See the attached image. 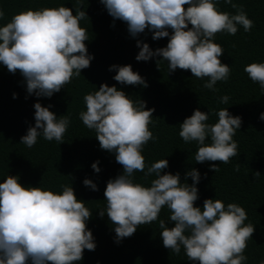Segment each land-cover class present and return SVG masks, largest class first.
Listing matches in <instances>:
<instances>
[{
    "label": "clouds",
    "instance_id": "clouds-1",
    "mask_svg": "<svg viewBox=\"0 0 264 264\" xmlns=\"http://www.w3.org/2000/svg\"><path fill=\"white\" fill-rule=\"evenodd\" d=\"M218 0H100L114 20L126 23L132 37L148 29L153 40L168 38L166 47L153 51L147 43L137 41L140 49L135 59L148 61L159 56L167 61L168 71L177 68L190 70L193 77L207 79L204 88L216 91L218 81H227L230 67L221 63L223 47L214 42L217 33L235 35L238 27L245 32L253 27L242 5L224 0L236 10L235 14L217 8ZM187 5L185 8L184 6ZM4 12L0 10V19ZM87 17L85 11L75 15L71 9H28L13 14L10 22L0 27V64L9 73L17 71L26 81L28 94L51 97L69 84L81 70L90 67L93 59L84 41L87 30L79 21ZM88 18V17H87ZM189 25L191 27L189 28ZM171 29V34L167 29ZM158 62V61H157ZM115 81L124 85L147 87L145 80L130 65H112ZM249 79L260 85L264 93V63L245 65ZM15 98V94H13ZM230 97H220L228 103ZM86 111L79 119L90 130L102 150L115 154L123 174L109 179L104 190L105 212L114 225L116 242L131 237L137 227L157 221L162 208L170 212L174 227L159 220L163 246L179 255L183 248L189 261L198 264H245L244 251L255 228L245 224L247 213L237 203L224 204L219 199H205L203 209L194 206L199 198L200 174L196 169L186 173L193 183L180 182V175L161 174L168 167L166 159L146 166L142 155L144 146L155 140L149 130L154 109L145 110V102H134L115 85L102 83L99 89L83 97ZM35 125L27 129L20 143L33 147L41 134L47 141L63 143L70 123L65 115L57 116L39 102L33 105ZM218 121L206 123L209 114L195 109L181 123L179 136L184 142L195 141L198 149L195 162L228 164L238 153V143L233 139L241 126V118L232 116L226 109L216 112ZM264 120V113L259 117ZM39 130V131H38ZM210 138V143H206ZM98 161L91 167L100 169ZM147 167V171L145 168ZM210 170L218 172L216 163ZM239 170V166H236ZM145 177L155 174L150 186L135 183L134 172ZM256 177L260 173H254ZM83 184L93 191L97 186L89 179ZM59 193L41 187H24L18 177L7 175L0 183V264H74L83 259L85 249L94 251L96 244L86 221L92 212L83 201L77 200L71 186L61 185ZM264 264V261H260Z\"/></svg>",
    "mask_w": 264,
    "mask_h": 264
},
{
    "label": "trees",
    "instance_id": "trees-1",
    "mask_svg": "<svg viewBox=\"0 0 264 264\" xmlns=\"http://www.w3.org/2000/svg\"><path fill=\"white\" fill-rule=\"evenodd\" d=\"M233 3L243 6L253 21V27L245 32L237 25L234 36L221 32L214 37V42L224 49L219 59L231 71L227 81H218L217 90L212 91L203 87L208 78L197 79L190 70L179 68L169 72L167 61L159 56L137 61L135 57L140 50L137 41L147 43L155 51L166 47L168 38L153 40V33L148 29L132 37L126 23L114 20L100 0H0V10L4 12L0 27L10 22L13 14L28 9L64 6L71 9L73 15L83 10L88 17L79 21V25L87 30L88 40L84 43L88 54L93 57L90 67L81 70L80 76H74L51 97L28 94L20 72L9 73L6 66L0 64V183L7 175H12L18 177L24 187H41L56 193L62 191L61 185L73 188L77 200L83 201L92 212L86 225L96 244L94 251L85 249L83 259L74 264H194L187 259L183 248L176 255L163 246L159 220H164L169 228L174 227L168 219L170 212L166 206L157 221L137 227L131 237L118 243L114 225L106 212L103 217L99 216V211L106 208L104 190L107 181L123 174L115 154L102 150L95 131L88 129L79 119V113L86 111L83 97L98 90L102 83L115 85L134 102L144 101L145 110L154 109L148 127L156 139L150 140L143 148L146 166L166 159L168 167L161 174L179 173L180 182L189 185L193 181L190 176L186 177V173L196 169L200 180L195 185L199 198L194 206L201 210L205 199H219L225 205L237 203L242 206L247 213L244 223H251L255 228L244 251L245 264L264 261V120L259 118L264 113V93L260 85L252 82L244 72L247 64L264 63V0H233ZM217 8L230 14L236 12L224 0H218ZM167 30L171 34L172 30ZM112 65H130L145 80L147 87L118 83L113 79L116 70H109ZM224 95L230 97L226 104L220 103V97ZM37 102L44 107L51 105L49 111L58 119L63 115L69 118L63 143L47 141L42 134L31 148L20 143L27 129L35 125L33 105ZM226 108L242 121L233 137L238 143L239 154L228 164L195 162L198 145L195 141H183L179 136V125L195 109L209 114L206 123L214 124L218 121L216 112ZM210 142V138H206V143ZM97 161L99 172L91 167ZM212 163L219 166L218 172L210 170ZM257 172L260 173L258 177L254 174ZM154 178L155 174L145 177L142 172L133 173L134 182L146 187ZM84 179L91 180L98 190L85 186Z\"/></svg>",
    "mask_w": 264,
    "mask_h": 264
}]
</instances>
